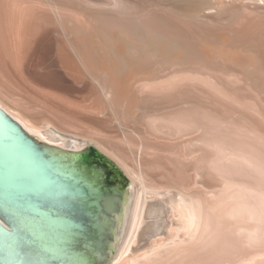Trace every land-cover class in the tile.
<instances>
[{"label": "bare ground", "instance_id": "6f19581e", "mask_svg": "<svg viewBox=\"0 0 264 264\" xmlns=\"http://www.w3.org/2000/svg\"><path fill=\"white\" fill-rule=\"evenodd\" d=\"M263 10L264 0H0L2 83L59 100L53 104L50 99L24 98L23 111L0 99V109L44 145L73 152L95 147L116 160L130 179L116 210L112 200L104 204L109 220L100 218L104 227L97 239L101 242L105 233L119 240L109 264H193L186 259L203 246L204 203L179 188L152 185L146 171L130 169L116 144L109 146L114 141L100 138L89 124L115 127L122 137L119 143H136L140 149L147 139L143 127L150 132L164 129L175 137L201 131L211 135L216 155V133L203 121L219 119L203 113L197 97L205 92L227 100L235 92L254 91L251 82L230 69L246 71L249 60L230 49L243 50L247 43L263 40ZM6 65L21 79H15L18 84L4 74ZM4 92L11 94L6 87ZM253 198L250 216L264 220V193ZM94 258L100 261L98 255Z\"/></svg>", "mask_w": 264, "mask_h": 264}, {"label": "rangeland", "instance_id": "374dc122", "mask_svg": "<svg viewBox=\"0 0 264 264\" xmlns=\"http://www.w3.org/2000/svg\"><path fill=\"white\" fill-rule=\"evenodd\" d=\"M262 12V14L264 15V10ZM261 36L263 40L259 43L257 42V45L247 43L248 45L245 46L243 50L237 49L238 51H236V49H234L235 52L233 49H230L232 53L238 52L237 54H239L240 52V55H246L245 58L249 60V66L247 65L248 67L245 69L246 71H244L243 69L244 73L242 70H238L236 68L239 72L238 73L237 70L235 71V67L232 66H230V69L231 72L234 70V74H238V77L242 76L243 78L240 77L242 78V80L244 79L249 83L251 82L250 84L251 86H253V92H242L240 94L238 92H235L234 94H232L231 97H228L227 100L225 97L224 99L221 96H211V94L208 95V93L205 92H203L199 97H197V101L198 99L199 101L202 100V112L212 117L215 116L217 120L219 119L216 123H213L212 121L210 122V120L209 122L205 120L207 121L206 123L205 121H203V125L205 127L207 126L208 131H213L214 134L216 133V135H213V137L215 136L214 140L217 141L216 145L218 148L217 150L219 151L217 152V154H215L219 157L214 155V152L212 153L211 151V135L206 136L204 134L206 136L205 137L201 133V131L192 133V135L189 134V138L188 135L187 137L186 135H184L185 137L169 136V134H166L167 131L164 129L160 130L159 132H150V128L148 129V127H143L145 130L141 129L142 127H139L145 137L147 136L145 144L146 149H140L136 143L134 146L131 147L119 143L122 137L120 131L115 127H107L103 123H99V121L96 123L94 122L92 124L88 123L89 125H92L91 129L89 130L97 134H102L101 136L99 135L100 138L105 139V141L111 140L110 143L114 141L109 144V146L113 144V147L116 144L114 148L119 151V155L122 154L121 158H123L127 166L131 167H129L130 169H133L134 171H146V173H144L146 174V176H148L147 178L149 182L151 184L153 183L152 185L156 186L157 184L156 187L159 188H179L180 190H183L188 194L190 193L195 197L202 198L204 203L203 205L205 220V224L203 226V246L199 247V250L196 249L195 251H193L194 257L192 256V254H190L191 257L186 259L189 261L188 263L193 262V264H241L243 261L244 264L246 262L248 264H264V220H253L250 216L249 207V204L255 202L253 198L254 195L257 196V194L259 193H264V30ZM250 61L252 62V67L249 64ZM221 67L222 66L218 67V72H222L224 70L221 69ZM5 68L6 70L4 74L9 79H11L12 82L18 84L15 79L20 78L18 76H15L9 65H6ZM221 72L219 74H221ZM2 73L3 72L0 69V99L8 107L10 106V108L24 111V107H26L23 103L25 102L23 100L24 98L26 100L29 99L34 101L36 100L35 98H37V100H39L40 98H45L48 100L50 99L51 103L53 104L59 101L55 100V96H52L50 94L48 95L47 93L45 95V93L38 94L35 92V94L33 95L31 92H29V90L26 89H24L25 91L23 92H19L15 88H8L2 83ZM5 87L11 92L9 96L5 95ZM17 100V103L14 102ZM54 101L56 102L54 103ZM211 102H214L215 106L214 104H211ZM163 104H161L162 108L167 106L165 105L167 103H165L164 106ZM165 111H167L166 108ZM28 113L26 114L30 116V114ZM31 116L33 118L37 117L35 118L36 121H38L39 119L41 120V118H38V115H36L35 113H31ZM216 125L217 127H215ZM211 128L213 129L210 130ZM80 129L83 130L82 128ZM81 130H76L74 132H79L83 134V131ZM256 132H258V134ZM147 146L149 148H147ZM93 148L98 151V153H100L103 157H105L108 161H110L113 165H115L118 171L122 175H124L123 178H115L113 182L120 185L122 188H124L125 186L128 187V185L130 184V179L126 175L123 168H121L120 165L116 162V160L102 153L95 147ZM138 148L141 152H138V150H136ZM222 150H224L225 153ZM212 160L216 162H213ZM218 164H224L226 167L224 165L221 166ZM76 171L85 181L86 179H88L89 175L84 170V166L77 165ZM196 175L198 176V179ZM86 182L90 189L97 190L98 185H95L94 181L91 180ZM257 208L260 209L262 207ZM220 209L222 210V212ZM254 231H257V234H259V239L257 240H255L254 238V236L256 237V233ZM110 234L112 235L111 230ZM118 241V238L114 236L112 237V240L109 241L108 248L106 249V256L101 259L103 260L102 264H109L114 258L118 249ZM217 246H220V249ZM210 247H213L214 249H211ZM201 250L203 251V253ZM197 256L198 258H196ZM252 256L254 257V259L252 258ZM234 257H236V259ZM250 257L252 258V263H250ZM192 258H194V260H192Z\"/></svg>", "mask_w": 264, "mask_h": 264}, {"label": "water", "instance_id": "95a60500", "mask_svg": "<svg viewBox=\"0 0 264 264\" xmlns=\"http://www.w3.org/2000/svg\"><path fill=\"white\" fill-rule=\"evenodd\" d=\"M99 158L124 177L93 147L73 152L44 145L0 109V264H102L110 241L105 233L97 239L100 218H110L104 204L112 200L116 210L127 186L109 180Z\"/></svg>", "mask_w": 264, "mask_h": 264}, {"label": "flooded vegetation", "instance_id": "af4514ba", "mask_svg": "<svg viewBox=\"0 0 264 264\" xmlns=\"http://www.w3.org/2000/svg\"><path fill=\"white\" fill-rule=\"evenodd\" d=\"M97 161V164L99 166L102 167L103 170H105L106 174H107V177L109 180H114L115 178L118 179V175H117V172L110 169L108 164H106L105 162L101 161L100 158L96 160ZM118 186V184H116Z\"/></svg>", "mask_w": 264, "mask_h": 264}]
</instances>
